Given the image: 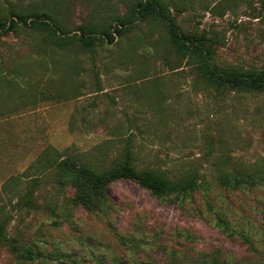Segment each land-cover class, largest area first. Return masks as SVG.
<instances>
[{
  "label": "rangeland",
  "instance_id": "374dc122",
  "mask_svg": "<svg viewBox=\"0 0 264 264\" xmlns=\"http://www.w3.org/2000/svg\"><path fill=\"white\" fill-rule=\"evenodd\" d=\"M131 1L0 6L56 7L68 13L72 35L82 24H112ZM165 1L185 37L203 40L217 64L264 69V0ZM128 153L137 170L172 179L198 170L207 184L177 199L119 179L106 187L108 212L72 204L57 161L70 156L102 171ZM233 168L264 169V92L207 85L172 48L167 23L139 20L92 49H53L26 30L0 36V219L8 238L0 264H192L202 255L264 264V190L218 184ZM220 206L255 246L215 226Z\"/></svg>",
  "mask_w": 264,
  "mask_h": 264
},
{
  "label": "trees",
  "instance_id": "16d2710c",
  "mask_svg": "<svg viewBox=\"0 0 264 264\" xmlns=\"http://www.w3.org/2000/svg\"><path fill=\"white\" fill-rule=\"evenodd\" d=\"M172 10V6L165 0H133L129 3L126 13L113 17L112 24H82L78 27L81 33L69 35L72 31L68 29L69 25L66 21L68 13L56 7H22L17 3H11L6 9L0 6V36L12 31L18 33L26 30L28 33L41 35L53 49H68L72 45L92 49L96 41H103L104 37L113 40L115 34L121 36L139 20L150 19L157 23H167L172 48L196 67L198 76L207 85L217 90L227 89L238 93L264 92V69H246L217 64L213 60L211 49L203 40L195 36L185 37ZM55 165L60 173L59 180L62 187L70 185L74 189L72 204L81 205L90 212L109 211L110 203L106 195V187L114 180L131 179L157 197H170L174 194L177 199L180 195L193 193L207 184L198 170L189 171L175 179L160 170H137L131 163L130 153L119 166L102 171L70 156L60 159ZM217 181L226 188L242 193L264 190V169H224L218 174ZM205 189L208 191L210 187ZM228 210L224 206L217 209L214 217L216 218L215 226L228 236L237 235L255 246L256 243L252 241L250 233L243 226L239 224L233 226L228 216L231 212H227ZM262 210L264 211V201ZM5 229V221L0 219V241L8 240ZM259 235L260 240L264 241V233ZM202 256L209 259L198 257L192 261V264H235L236 262H228L227 259L213 255ZM133 262V264H143L138 260ZM111 264L121 263L114 261Z\"/></svg>",
  "mask_w": 264,
  "mask_h": 264
}]
</instances>
